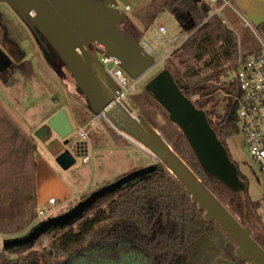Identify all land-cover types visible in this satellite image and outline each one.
Listing matches in <instances>:
<instances>
[{"label": "trees", "instance_id": "16d2710c", "mask_svg": "<svg viewBox=\"0 0 264 264\" xmlns=\"http://www.w3.org/2000/svg\"><path fill=\"white\" fill-rule=\"evenodd\" d=\"M218 5H223V0ZM162 8L188 34L172 53L183 52L194 62L203 63L202 67L188 64L184 70L173 66L175 80L183 93L206 111L211 126L226 146L227 138L240 133L233 111L235 99L230 97L228 104L218 108L214 95L226 84L223 78L236 72L244 58L239 52L238 34L204 0H163ZM10 25L7 14L0 13V41L15 57L10 67L0 72V81L8 86L18 81L17 74L28 72L25 53ZM119 26L138 42L147 33L128 16ZM33 29L50 48L48 60L61 74V67H67L40 31ZM257 29L264 36V23ZM228 89L229 93L235 92V85L229 84ZM85 100L87 103L86 97ZM130 100L232 214L251 227L255 240L263 244L260 203L251 198L248 180L240 168L239 176L247 187L245 193L231 191L218 180L209 179L186 137L152 96L142 88L130 94ZM108 126L117 145H134ZM35 150L34 144L0 109V234L22 236L37 223ZM77 201L76 198L69 202L67 209ZM46 237L50 238L47 246ZM37 245L41 246L40 251L34 250ZM235 249L229 235L216 222L205 221L204 212L192 202L186 188L158 162L156 171L98 200L69 226L41 235L32 246L1 249L0 264H246L237 258Z\"/></svg>", "mask_w": 264, "mask_h": 264}, {"label": "water", "instance_id": "95a60500", "mask_svg": "<svg viewBox=\"0 0 264 264\" xmlns=\"http://www.w3.org/2000/svg\"><path fill=\"white\" fill-rule=\"evenodd\" d=\"M0 1L40 31L73 76L88 107L103 115L118 134L127 140L131 137L156 158V163L97 188L66 212L38 222L28 233L5 239L2 249L32 246L41 235L69 226L81 219L98 200L156 171L160 162L186 188L192 202L204 212L205 221L216 222L235 242L238 259L246 264H264V243L255 240L251 227L242 224L173 150L163 134L119 95L118 86L93 51L96 44L100 45L101 52L115 60L135 80L155 64L154 56L119 26L127 15L119 8L117 0ZM144 89L186 137L207 177L218 180L231 191L245 193L247 187L239 176L238 165L211 126L206 111L183 93L173 73L162 69ZM48 126L65 145L70 143L69 136L74 129L66 109L52 115ZM40 133L41 136L43 131ZM75 149L76 155H82L77 143ZM75 154L66 149L56 161L68 169L75 163Z\"/></svg>", "mask_w": 264, "mask_h": 264}, {"label": "rangeland", "instance_id": "374dc122", "mask_svg": "<svg viewBox=\"0 0 264 264\" xmlns=\"http://www.w3.org/2000/svg\"><path fill=\"white\" fill-rule=\"evenodd\" d=\"M117 2L121 10H124L127 5L130 6L126 15L142 31L149 32L151 29H157L160 25H164L170 35H184L174 16L162 8L163 0H117ZM4 9L9 17L15 39L21 44L25 53L28 72L17 74L18 81L11 86L0 81V109L34 144L36 157L40 156L47 159L56 169L58 178L55 181L46 178L43 182L42 189L46 190L48 197L45 203L50 196L57 199L60 204L64 201L63 195L66 193L69 195V192H72L78 195L83 190L91 193L124 175L156 163V158L139 146H137L139 149H133L128 146L117 145L109 134V123L103 115L94 112L95 116H99L101 119L96 121L95 126L91 124L95 117L92 119L94 115L84 113L87 109L85 108V106L87 107L85 97L79 91L69 70L62 66L60 74L58 68L53 67L48 60V54L52 52L48 46H45L43 38L19 15L8 10L6 6ZM213 11H216V7H213ZM217 13L222 16L230 28L237 32L241 56L258 48L259 42L256 35L251 29L244 26L241 19L235 18L234 15H227L225 12ZM1 48L4 51L2 56L8 59L7 65L3 66L5 68L0 70L4 71L11 65L15 57L5 45L1 44ZM170 49L169 47L159 52L155 57L154 66L139 79H136L138 91L144 88L145 84L162 69L166 68L171 71L174 66L184 70L188 64L202 67L203 63L194 62L188 54L183 52L173 54V50ZM234 76L235 72H229L223 78V82L226 84L221 85L218 92L215 93L216 102L219 103L218 108L228 104L230 100L228 87ZM126 100L133 109L142 113L137 105L130 100V95H127ZM60 109L67 110L73 124L74 131L69 136L70 143L68 145H65L64 140L55 135L48 126L49 116ZM74 116L79 119L80 125L76 123ZM81 130L86 132L88 137L87 154L90 157V162L84 163L82 155L75 154V163L70 168L64 169L57 163L56 158L66 149L73 150L76 143L74 135ZM42 131L43 136H40ZM226 143L231 159L248 180L251 198L259 201V212L264 218V179L257 163L248 152L244 137L239 133L227 138ZM77 199L80 201L81 196ZM45 203H38V207ZM68 205L63 208L59 205L55 215L69 210L67 209ZM47 218L49 216L45 217V219ZM37 224L38 222L34 226ZM13 237L0 234V250L3 241ZM49 239V237L45 238L46 246ZM34 250L40 251L41 246H35Z\"/></svg>", "mask_w": 264, "mask_h": 264}, {"label": "built area", "instance_id": "2783aa9c", "mask_svg": "<svg viewBox=\"0 0 264 264\" xmlns=\"http://www.w3.org/2000/svg\"><path fill=\"white\" fill-rule=\"evenodd\" d=\"M212 8L216 7L219 12L222 7H232L228 0H223V5L219 6V0H204ZM130 6H125L124 11H129ZM237 16L241 19L244 26L251 29L256 35L259 46L257 49L244 55V58L238 65L234 79L230 82L235 85V92L229 93L234 97L233 111L240 126V134L244 137L245 144L252 159L257 163L259 170L264 179V36L243 13L236 10ZM188 37V34L170 35L166 26L160 25L157 29H151L141 40L140 45L143 49L154 58L159 52L166 48L174 50L179 47ZM102 47L95 45L93 51L105 66L109 75L113 78L118 86L119 95L126 100L127 95L137 91V81L132 79L111 57H107L101 52ZM112 64V67L110 65ZM198 97H194L197 99ZM95 116L91 122L93 126L100 120ZM87 134L83 130L74 135V140L78 144L79 150L83 157V162H90V157L85 150ZM57 199L54 197L38 207L37 222L45 220V217L54 216L59 207Z\"/></svg>", "mask_w": 264, "mask_h": 264}, {"label": "crops", "instance_id": "0c3cea01", "mask_svg": "<svg viewBox=\"0 0 264 264\" xmlns=\"http://www.w3.org/2000/svg\"><path fill=\"white\" fill-rule=\"evenodd\" d=\"M230 3L232 4L233 8L222 7L219 12H225L227 15H234L235 18H238L240 20V18L236 14V10H238L240 13H243L254 25L257 26V25L264 23V0H230ZM213 12H216V11H213ZM1 44L2 43L0 41V53H1V56H0V67L1 68H0V70L5 68L3 66H6L8 63V59L4 58V56H2L4 51L1 48ZM85 108H87V109L84 113L86 115H91V114L94 115V116H92V119H93L95 117V113L92 112L88 108V106L87 107L85 106ZM55 113H56V111L53 114H51L49 117H51ZM74 120L76 121V123L78 125H80L79 119H77L75 116H74ZM87 141L85 142L86 152H88V142ZM128 147L133 148V149H139V147H137L135 144L133 146H128ZM35 159H36L35 162H36L38 203L40 204L43 202L45 203V201L48 198L46 190L42 189L44 180L46 178H51L53 181H55V179H57L58 176L56 175V169H55L54 165L51 164L47 159L40 157V156H37ZM85 193H88V192L83 190V191L79 192L78 195H75L72 192H69V195H67L68 193L64 194L63 195L64 201L62 203H60L61 208L66 207L69 202L73 201L76 198H79L80 196H82ZM51 197H53V196H50L49 198H51Z\"/></svg>", "mask_w": 264, "mask_h": 264}, {"label": "flooded vegetation", "instance_id": "af4514ba", "mask_svg": "<svg viewBox=\"0 0 264 264\" xmlns=\"http://www.w3.org/2000/svg\"><path fill=\"white\" fill-rule=\"evenodd\" d=\"M4 6H6L7 7V9L8 10H10L11 12H13V13H15V11H13V9L7 4V3H5V2H3V1H0V13H6L7 14V12H5L4 10ZM16 14V13H15ZM17 15V14H16ZM2 43V42H1ZM12 64V63H11ZM10 67V66H9ZM0 72H2V71H0ZM226 143V142H225ZM226 147H227V149H228V146H227V143H226ZM73 154H75V152H76V149H75V147L73 148V150H70Z\"/></svg>", "mask_w": 264, "mask_h": 264}, {"label": "bare ground", "instance_id": "6f19581e", "mask_svg": "<svg viewBox=\"0 0 264 264\" xmlns=\"http://www.w3.org/2000/svg\"><path fill=\"white\" fill-rule=\"evenodd\" d=\"M129 140H131L132 142H134L136 144V146H139L140 148H142L143 150H146L142 145H140L137 141H135L134 139H132L131 137H127ZM147 151V150H146ZM152 155V154H151ZM153 156V155H152Z\"/></svg>", "mask_w": 264, "mask_h": 264}]
</instances>
